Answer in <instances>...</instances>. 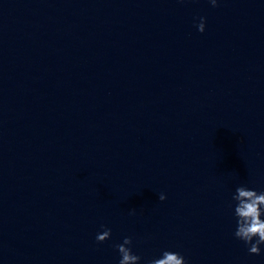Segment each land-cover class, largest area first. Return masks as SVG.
Here are the masks:
<instances>
[{"label":"water","instance_id":"obj_1","mask_svg":"<svg viewBox=\"0 0 264 264\" xmlns=\"http://www.w3.org/2000/svg\"><path fill=\"white\" fill-rule=\"evenodd\" d=\"M240 185L264 191V0H77L0 54V264H118L126 236L264 264Z\"/></svg>","mask_w":264,"mask_h":264},{"label":"clouds","instance_id":"obj_2","mask_svg":"<svg viewBox=\"0 0 264 264\" xmlns=\"http://www.w3.org/2000/svg\"><path fill=\"white\" fill-rule=\"evenodd\" d=\"M209 3L216 7L218 0H209ZM196 27L201 33L205 31L204 17L199 18ZM165 199L163 193L159 194L160 201ZM232 200L236 202L233 213L236 217L235 238L244 242L250 255H260L261 245H264V191L257 192L246 185H240L236 188ZM101 227L103 231L96 236L98 243L111 238V229L103 225ZM132 244V237L126 236L122 243L115 245L120 255L118 264H140L141 257L133 252ZM147 264H186V260L178 252L164 250L160 257L148 260Z\"/></svg>","mask_w":264,"mask_h":264}]
</instances>
